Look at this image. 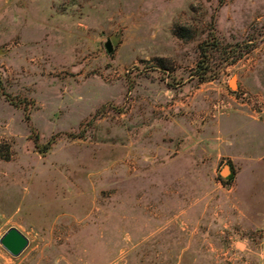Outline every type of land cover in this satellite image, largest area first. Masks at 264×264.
<instances>
[{
  "label": "rangeland",
  "instance_id": "obj_1",
  "mask_svg": "<svg viewBox=\"0 0 264 264\" xmlns=\"http://www.w3.org/2000/svg\"><path fill=\"white\" fill-rule=\"evenodd\" d=\"M212 37V76L199 81L198 45ZM0 80L19 105L0 95V237L14 226L29 239L17 257L0 245V264H264L260 232L220 215L227 164L203 142L204 122L241 104L264 115V0H0ZM177 123L198 142L189 156ZM108 145L116 182L90 169L89 215L57 216L74 192L53 204L51 176L85 181L79 167ZM187 156L197 180L173 198Z\"/></svg>",
  "mask_w": 264,
  "mask_h": 264
},
{
  "label": "crops",
  "instance_id": "obj_2",
  "mask_svg": "<svg viewBox=\"0 0 264 264\" xmlns=\"http://www.w3.org/2000/svg\"><path fill=\"white\" fill-rule=\"evenodd\" d=\"M192 77L194 78V76ZM82 121L83 119L80 121V124ZM207 121L204 122L203 142L207 148L209 147L210 151L211 147L218 146L216 158L226 163L230 170V178L223 179L227 184H224L220 190L221 195L227 199L226 207L220 210V215L237 216L239 217L238 220L243 221V225L247 230L260 232V244L264 248V115L250 111L246 109L244 104H241V106L239 105V107ZM22 122L29 132L31 130H34L35 133L38 132V124L35 122L34 117L32 119L30 116L29 121L22 119ZM175 129L177 131L175 130L174 134L179 139L178 152L189 156L192 149L198 145V142L192 138V130L189 127L185 129L180 123H177ZM50 149L48 148L47 150L49 151ZM107 151V157L99 160V164L95 168L90 163L79 167L78 176L86 177L85 181L76 180V178L70 181L69 178L66 179L68 181L66 182L61 178L62 180L58 182L55 178L58 176H51L49 185H51L50 188H52L54 193L53 198H51L53 204L59 199L65 200L67 195L74 192L72 194L74 201L70 206L71 208L67 212L56 214L57 216L62 215L76 220L77 218L81 219L85 215H89L88 209L91 204L89 200L90 193H87L88 195L84 194L82 190L87 192L90 189L94 192L96 191L94 190L95 185L91 176L111 173L113 176L111 182H116L115 147L108 145ZM144 160H146L145 162H149L148 156ZM189 161L188 157V165L183 167L185 170L178 171L173 177V184L177 185L176 188L174 187L175 190L172 193L173 198L180 199V194L183 193L182 183H189L192 179L194 181L197 180L192 172L197 166H190ZM90 169L97 170L94 172L95 174H92ZM57 172L58 174L60 173V171ZM77 179L79 178L77 177ZM100 188V185L97 186L98 191ZM230 199L232 201H229ZM192 209L193 207L189 206L187 210H183V213L185 211L187 214ZM203 212H206L205 208ZM261 263H264V259Z\"/></svg>",
  "mask_w": 264,
  "mask_h": 264
},
{
  "label": "trees",
  "instance_id": "obj_3",
  "mask_svg": "<svg viewBox=\"0 0 264 264\" xmlns=\"http://www.w3.org/2000/svg\"><path fill=\"white\" fill-rule=\"evenodd\" d=\"M211 43H209V41H203L198 45V49H199V59L195 64V68L192 71V76H194L195 78H197L199 81H205L208 80L209 78H211V61H212V55H214L213 53L216 51V49H214V47L216 48V45L218 42L216 38L212 37V39H210ZM236 46H238V43H235V45H228L226 47L223 48V52L226 54L227 58L230 57L231 55H233L234 51L236 50ZM249 46V45H248ZM215 50V51H213ZM2 82L0 80V95L3 96L5 98V100L9 101L10 104L15 105V106H19L16 101H14L10 95H8L7 93L4 92L3 87H2ZM26 102L28 103V105H24L22 107L23 109V113H24V119L25 121H29V111H28V106L31 105L32 102L31 100H26ZM24 104V103H23ZM34 130H31V135L33 136L34 134ZM69 135V134H68ZM69 136H73V135H69ZM31 139L33 140V142L36 144L38 141V136L35 133V135L33 137H31ZM55 142L54 137L51 138V140L47 143V149L49 148L48 146L52 145ZM226 178H230V175H228Z\"/></svg>",
  "mask_w": 264,
  "mask_h": 264
},
{
  "label": "water",
  "instance_id": "obj_4",
  "mask_svg": "<svg viewBox=\"0 0 264 264\" xmlns=\"http://www.w3.org/2000/svg\"><path fill=\"white\" fill-rule=\"evenodd\" d=\"M117 42L118 37L116 35H110L104 42L106 52L111 53ZM229 173L230 170L228 165H225L220 170V175L222 177H225L226 174L228 176ZM28 244V237L16 227H9L0 237V245L13 257L19 256Z\"/></svg>",
  "mask_w": 264,
  "mask_h": 264
},
{
  "label": "clouds",
  "instance_id": "obj_5",
  "mask_svg": "<svg viewBox=\"0 0 264 264\" xmlns=\"http://www.w3.org/2000/svg\"><path fill=\"white\" fill-rule=\"evenodd\" d=\"M247 245H248V241L247 240H243V241H240V240H236L234 242V247L239 249L241 252L245 251L247 249Z\"/></svg>",
  "mask_w": 264,
  "mask_h": 264
},
{
  "label": "bare ground",
  "instance_id": "obj_6",
  "mask_svg": "<svg viewBox=\"0 0 264 264\" xmlns=\"http://www.w3.org/2000/svg\"><path fill=\"white\" fill-rule=\"evenodd\" d=\"M233 84H234V79H232V80L230 81V85L233 86Z\"/></svg>",
  "mask_w": 264,
  "mask_h": 264
}]
</instances>
